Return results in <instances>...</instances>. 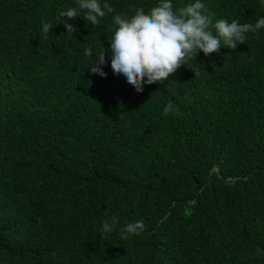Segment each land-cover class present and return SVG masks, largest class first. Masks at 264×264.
Returning <instances> with one entry per match:
<instances>
[{"label": "trees", "instance_id": "trees-1", "mask_svg": "<svg viewBox=\"0 0 264 264\" xmlns=\"http://www.w3.org/2000/svg\"><path fill=\"white\" fill-rule=\"evenodd\" d=\"M101 2L114 12L72 35L56 20L76 0H0V264H264V29L138 93L111 68L113 17L159 0ZM201 2L213 24L264 17L261 0Z\"/></svg>", "mask_w": 264, "mask_h": 264}, {"label": "clouds", "instance_id": "clouds-1", "mask_svg": "<svg viewBox=\"0 0 264 264\" xmlns=\"http://www.w3.org/2000/svg\"><path fill=\"white\" fill-rule=\"evenodd\" d=\"M264 4V0H261ZM83 12V15L80 13ZM114 12L113 6L101 0H76L75 7H68L58 13L56 25L64 24L66 33L72 34L77 27L69 23L76 17H82L89 24L99 27L101 18ZM208 9L195 0L178 10H173L171 0H159L147 13L137 8L132 16L115 14L113 23L117 27L109 38L111 49V68L116 74H123L127 83L138 93L144 91V84L163 83L177 70L196 59L200 52L205 56L218 53L221 42L227 48L235 50L238 44H244L247 33H256L264 29V17L253 24H240L233 20L229 23L219 19L213 24ZM87 26V25H86ZM53 25L42 22V33L47 38ZM213 28L215 33L213 32ZM108 50L104 47L89 67L90 71L106 77L102 66L108 63ZM84 54L91 57L92 49H84ZM189 67V66H188ZM173 111V104L165 106L163 114ZM119 224L117 216L105 220L101 236L116 230ZM143 220L127 223L120 228V238L127 240L145 230Z\"/></svg>", "mask_w": 264, "mask_h": 264}]
</instances>
